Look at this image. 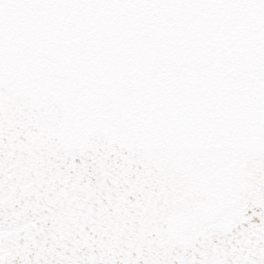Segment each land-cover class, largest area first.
<instances>
[{
    "label": "snow or ice",
    "instance_id": "1",
    "mask_svg": "<svg viewBox=\"0 0 264 264\" xmlns=\"http://www.w3.org/2000/svg\"><path fill=\"white\" fill-rule=\"evenodd\" d=\"M0 264H264V0H0Z\"/></svg>",
    "mask_w": 264,
    "mask_h": 264
}]
</instances>
